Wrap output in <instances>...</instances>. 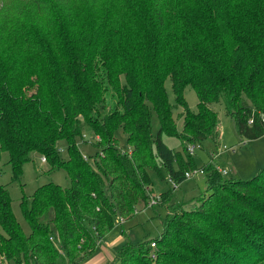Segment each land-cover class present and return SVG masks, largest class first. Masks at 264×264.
Returning <instances> with one entry per match:
<instances>
[{
    "label": "trees",
    "instance_id": "obj_1",
    "mask_svg": "<svg viewBox=\"0 0 264 264\" xmlns=\"http://www.w3.org/2000/svg\"><path fill=\"white\" fill-rule=\"evenodd\" d=\"M168 78L184 110L182 131ZM187 86L198 112L184 98ZM215 104L241 139L264 137V0H0V163L9 153L12 182L20 183L38 153L72 181L23 193L29 234L0 183V264L91 258L117 222L150 205V170L160 166L173 183L152 206L166 210L158 215L162 237L134 244L124 231L110 264H264V168L239 180L210 163L200 207L176 199L186 173L198 170L188 145L220 139ZM88 128L99 149L95 167L78 146ZM119 129L130 152L119 149ZM163 135L179 139L187 158Z\"/></svg>",
    "mask_w": 264,
    "mask_h": 264
},
{
    "label": "rangeland",
    "instance_id": "obj_2",
    "mask_svg": "<svg viewBox=\"0 0 264 264\" xmlns=\"http://www.w3.org/2000/svg\"><path fill=\"white\" fill-rule=\"evenodd\" d=\"M165 87L168 93L169 103L174 108V119H177L178 130L182 131L183 120L179 118V115H181L184 110L181 107L175 106V95L170 78L166 80ZM184 98L189 108L193 112H198L199 100L191 86L186 87ZM213 109L218 113L220 119V139L217 143L213 140H208L202 144L201 149L196 151L194 161L197 169L202 170L204 168L207 171L209 169H207V165L212 163L214 168L217 169L220 167L227 171V177L230 179H252L264 168V137L253 141L241 139L236 130L235 120L233 117L226 114L224 105L215 104ZM153 130L155 134H157L159 130V119L156 113L153 115ZM115 136L119 141V149L122 152H130L131 147L127 143V136L123 130H117ZM95 140L96 137L89 128L84 132V139L78 140L80 151L84 157L87 158L92 167H95V159L99 152V149L95 146ZM163 141L169 148L175 150L179 155L184 156L185 159L187 158L179 139L163 135ZM184 145L186 146V144ZM192 145L201 147L200 144ZM59 152L61 159L67 161L69 156L67 153L66 141H61L59 143ZM9 159V153H2L0 183L9 191L12 199L13 211L22 225L24 232L29 234L31 230L23 217L20 207V200L23 193L27 196H32L40 186L51 182L63 188H69L72 185V181L68 173L64 170L50 172V166L47 162L42 161L41 155L34 153L33 161L24 166V175L21 182L14 183L12 182V169L9 165ZM150 176L153 181L152 199L155 198L159 200L161 195L173 188V183L163 166H160V170L151 169ZM175 193L178 202L185 204L186 208L192 209L197 206L200 207L201 199L207 197L206 177L197 175L187 179L177 186ZM158 215L165 217L166 210L164 207L156 206L153 208L150 205L147 207L140 206L139 212L133 219L123 223L117 222L114 229L108 232L101 241V243H103L102 246L104 244L106 245L107 242L117 240H120L123 246L126 239L124 231L134 244H138L148 238L157 239L162 237L164 228ZM116 249L117 248H115V250ZM99 254L100 250H97L91 258L81 262V264H89L90 260Z\"/></svg>",
    "mask_w": 264,
    "mask_h": 264
},
{
    "label": "crops",
    "instance_id": "obj_3",
    "mask_svg": "<svg viewBox=\"0 0 264 264\" xmlns=\"http://www.w3.org/2000/svg\"><path fill=\"white\" fill-rule=\"evenodd\" d=\"M103 243H100L98 250H100V254L96 257L92 258L89 262V264H110L114 261L116 257V252L121 248V242L120 240L117 241H111L107 242L106 245ZM102 246V249H101ZM115 248H117L115 250Z\"/></svg>",
    "mask_w": 264,
    "mask_h": 264
},
{
    "label": "built area",
    "instance_id": "obj_4",
    "mask_svg": "<svg viewBox=\"0 0 264 264\" xmlns=\"http://www.w3.org/2000/svg\"><path fill=\"white\" fill-rule=\"evenodd\" d=\"M200 146H196V145H189L188 148H187V152L190 154V155H194L196 150L199 149ZM43 162H46L45 159H42ZM217 170H219V172H221L224 176H227L228 175V172L223 170L222 168L218 167ZM204 174V171L203 170H194L192 172H188L186 173V177L187 178H193L195 176H199V175H203ZM158 203V200L153 198L150 202V206H154V205H157ZM152 247L155 248L156 247V244H152ZM155 258V256H153Z\"/></svg>",
    "mask_w": 264,
    "mask_h": 264
}]
</instances>
